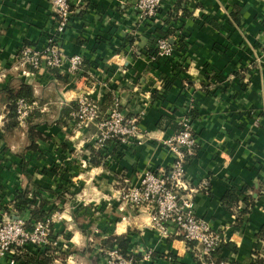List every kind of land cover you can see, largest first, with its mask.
<instances>
[{
  "label": "crops",
  "instance_id": "crops-1",
  "mask_svg": "<svg viewBox=\"0 0 264 264\" xmlns=\"http://www.w3.org/2000/svg\"><path fill=\"white\" fill-rule=\"evenodd\" d=\"M178 2L164 0L151 24L139 22L134 0H71L76 12L59 45L66 57L84 58L81 71L71 76L67 66L45 68L25 78L14 69L16 58L25 47H46L55 35V12L48 0H0V70L6 74L0 91L19 82L32 86L36 109L51 120L37 129L43 139L31 150L26 126L7 133L0 96V219L30 220L33 208L19 214L14 204L26 189L35 207L44 203L43 211L62 218L54 224L59 240L51 264H105L99 247L121 236L132 240L138 264H202L195 245L163 239L150 228L149 211L115 197L125 185H138L146 170L171 169L175 153L164 142L177 135L190 108L199 152L185 173L199 189L193 194L197 217L225 238L216 258L264 264V125L256 123L264 107V0ZM158 31L170 32L173 58L153 60ZM86 93L103 117L119 98L122 112L139 119L141 139L100 148L96 125L75 135L70 113ZM64 110L68 116L60 120ZM94 151L102 154L99 164L91 162ZM231 191L239 211L246 197L255 202L242 221L236 208L223 205ZM27 251L41 259L37 250ZM16 255L0 257V264H19ZM209 262L217 264L215 257Z\"/></svg>",
  "mask_w": 264,
  "mask_h": 264
},
{
  "label": "built area",
  "instance_id": "built-area-1",
  "mask_svg": "<svg viewBox=\"0 0 264 264\" xmlns=\"http://www.w3.org/2000/svg\"><path fill=\"white\" fill-rule=\"evenodd\" d=\"M55 12V35L49 38L45 48L36 50L25 47L17 56L14 69L22 77L28 78L45 68L61 70L67 66V73L75 76L82 69L84 58L81 55L66 57L61 50L59 41L65 34L71 17L76 10L71 0H48ZM164 0H134V10L140 23H155L163 7ZM179 37V36H177ZM175 47L170 38L161 37L157 41L153 60L173 58ZM6 78L4 70H0V80ZM37 103H29L21 98L16 103L17 119L20 126H25ZM191 109L178 122L179 132L164 144L175 153V162L168 171L146 170L140 177L138 185H125L118 190L116 199L136 209L149 211V226L157 231L163 239L182 238L188 244L196 246L197 258L202 264H209L213 254L223 244L222 233L213 230L209 223L199 219L195 212L193 194L198 192L188 182L185 173L186 160L194 157L199 147L192 127ZM101 108L97 100L89 94L80 95L74 109L70 113V129L75 135H82L91 125L98 128L97 146L104 147L108 142L119 143L121 146L133 144L134 139H141L139 119L127 117L121 110L119 98H114L112 107L105 117H101ZM257 124L264 125V107L256 118ZM203 185L202 189H207ZM62 218L51 215L49 218L33 224L30 228L23 218L3 217L0 219V257L9 253L17 254V248L45 250L57 247L59 238L55 237L54 224ZM99 253L105 264H138L131 253L125 257L116 248H101ZM152 253L146 255L147 259ZM226 264V263H220Z\"/></svg>",
  "mask_w": 264,
  "mask_h": 264
},
{
  "label": "trees",
  "instance_id": "trees-1",
  "mask_svg": "<svg viewBox=\"0 0 264 264\" xmlns=\"http://www.w3.org/2000/svg\"><path fill=\"white\" fill-rule=\"evenodd\" d=\"M183 0H179L178 4L182 3ZM159 35L156 37H153L152 39V45L154 46L156 42L161 37H169L170 32L167 31H158ZM150 51L153 53H156V49L151 48ZM155 55V54H154ZM1 96V103L7 105V116H6V123L5 128L7 133L14 134L17 129H19L20 124L17 119V111H16V103L19 99L24 98L29 103L36 102L37 99L34 94V89L32 86L27 85L23 82H19L17 85L9 86L5 90L0 91ZM68 116V110L63 111V115L60 120H62L63 116ZM101 117L102 114H101ZM59 122V121H58ZM47 123L50 124L51 120L48 115L40 113L38 109H34L31 114L29 115L25 126L27 127V139L29 141V148L31 150H34L37 148V141L42 140L43 136L42 134L37 131V129L41 126V124ZM95 124L91 125L89 128L94 126ZM177 132H179V127L177 129ZM195 136V135H194ZM199 152V147L196 149V155L194 157H190L186 160V165L195 157H197ZM93 159L91 162L94 164H99L98 159L101 160L102 154L100 152H92ZM104 157V155H103ZM103 159V158H102ZM186 167V166H185ZM245 204L246 209L243 211H239L238 205H239V199L236 195L235 191H231L227 194V196L223 200V205L228 210H233V208L237 210L238 216L240 217V220L242 221V217L246 214H249L251 210L253 209L255 202L249 198H245ZM15 208L20 213L24 212L26 209H31V217L30 220L27 222L28 227L30 228L33 224L43 221L51 216L50 213H46L43 211L42 206L44 203L41 204V207H35V202L31 201L29 199V191L26 189L23 192L19 193L17 197L15 198ZM76 216V215H75ZM78 216V215H77ZM77 218V217H76ZM78 219V218H77ZM188 244V243H187ZM132 240L129 239L127 236H121V237H112L108 241H105L102 245L103 248H109L113 249L116 248L122 255L125 257L132 255L131 254V248H132ZM194 244H188L189 247L193 246ZM223 246V245H222ZM221 249V248H220ZM220 249L213 254V257H215V262L217 264H220V259L216 258V255L219 253ZM38 252L41 254V259L38 261L32 254H30L27 249L17 248V255H16V261L19 264H51L53 261V249H45V250H38ZM137 259L139 257H136ZM217 259V260H216ZM223 262V261H222Z\"/></svg>",
  "mask_w": 264,
  "mask_h": 264
}]
</instances>
